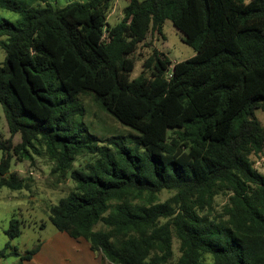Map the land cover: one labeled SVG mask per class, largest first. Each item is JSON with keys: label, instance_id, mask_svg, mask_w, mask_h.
I'll return each mask as SVG.
<instances>
[{"label": "trees", "instance_id": "trees-1", "mask_svg": "<svg viewBox=\"0 0 264 264\" xmlns=\"http://www.w3.org/2000/svg\"><path fill=\"white\" fill-rule=\"evenodd\" d=\"M110 1L0 0L20 15L0 19V105L10 132L0 139V187L22 188L9 171L12 152L29 156L40 138L58 172L88 149L95 160L71 170L75 187L49 209L58 231L112 264H169L173 237L175 264H264V174L251 158L264 150L255 116L264 110V0H128L114 25ZM166 19L195 54L172 65L155 49L143 63L150 75L130 79L131 54ZM86 92L136 131L133 144L118 135L97 145L76 123V97ZM162 189L175 192L158 202ZM219 193L228 201L213 213ZM98 223L107 230H94ZM4 232L19 236L21 221L12 217Z\"/></svg>", "mask_w": 264, "mask_h": 264}, {"label": "rangeland", "instance_id": "rangeland-1", "mask_svg": "<svg viewBox=\"0 0 264 264\" xmlns=\"http://www.w3.org/2000/svg\"><path fill=\"white\" fill-rule=\"evenodd\" d=\"M25 3L45 6L50 4L53 8H61L72 1L86 0H46V2L23 0ZM128 0H111L107 12V22L114 25L123 17V8ZM0 19H7L17 22L20 15L16 12L0 7ZM5 37H0L4 40ZM164 53L171 61L172 65L176 62L187 59L195 54L192 47L183 41V35L166 19L162 32L149 31L146 38L141 41L135 51L131 54L134 60V69L130 74V79L139 76L142 72L150 75V71L144 70L143 63L150 57L153 50ZM5 56V51L0 45V64ZM76 102L83 108V113L76 116V123L86 127V131L94 135L97 145L106 144L107 139L112 136H123L129 144H133L136 131L125 127L105 111L94 99L92 93L86 92L77 95ZM255 116L264 127V110L255 111ZM10 137L8 124L5 119L3 109L0 105V139L7 140ZM12 144L17 145L21 142L19 133L11 137ZM36 150L27 148L28 155L25 153H13L10 161V172L17 175L22 180L20 190H11L7 187H0V264H60L63 258L59 253L52 256V248L56 246L57 234H61L49 221V209L56 204L60 198L65 197L75 187V182L70 176L71 170L83 168L86 163L93 162L95 154L89 153L88 149L82 148L71 163V166L64 172H58L56 168V157L47 148L44 139L35 141ZM1 158V152H0ZM254 167L264 174V150L259 155L251 156ZM174 190L162 189L155 195V200L164 201L173 195ZM228 201L226 193H219L214 197L213 213L219 212L223 205ZM16 217L21 221V234L10 239L4 230L8 227L9 220ZM94 230H107L102 223L93 227ZM61 236V235H60ZM54 239V240H53ZM8 243V247L5 245ZM37 251L30 259L23 260L21 256L26 251L33 248ZM173 255L169 264H175L179 253V241L172 238ZM16 251L17 254H10ZM96 257L99 255L100 262L106 258L94 252ZM103 259V260H102ZM206 262L211 261L209 255H204ZM107 263H110L106 260ZM66 263V261H65Z\"/></svg>", "mask_w": 264, "mask_h": 264}, {"label": "crops", "instance_id": "crops-1", "mask_svg": "<svg viewBox=\"0 0 264 264\" xmlns=\"http://www.w3.org/2000/svg\"><path fill=\"white\" fill-rule=\"evenodd\" d=\"M60 233L56 236V246L52 248V256L59 253L60 258L65 259L60 264H112L103 259L104 262H100V256L96 257L86 240L74 239L65 232Z\"/></svg>", "mask_w": 264, "mask_h": 264}]
</instances>
